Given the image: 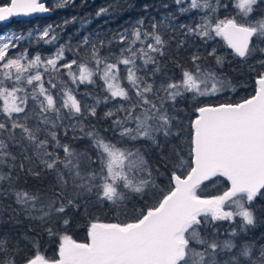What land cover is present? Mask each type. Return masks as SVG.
<instances>
[{"label":"snow or ice","instance_id":"1","mask_svg":"<svg viewBox=\"0 0 264 264\" xmlns=\"http://www.w3.org/2000/svg\"><path fill=\"white\" fill-rule=\"evenodd\" d=\"M71 3L57 0L55 7ZM230 4L235 14L228 12ZM117 7H102L96 15ZM162 8L167 11L160 19L142 16L110 38L89 34L75 46H56L59 34L52 25L38 34H0V201L14 196L16 205L0 206V220L7 214L18 222L24 215L59 240L53 257L40 254L38 241L31 242L34 256L21 257L19 240L2 233L0 264H264V236L237 242L257 225L255 201L264 198V0H171ZM52 10L47 0H7L0 4V22ZM185 15L188 20L181 22ZM217 38L254 75V94L220 100L235 86L216 70L226 57L216 47L208 49ZM197 41L206 55L197 49L188 58L191 67L173 61L179 79L162 72L161 58L173 43L181 48ZM41 42L55 51L30 54ZM209 58L215 67L207 64ZM94 77L107 95L82 105L76 90L95 85ZM117 98L104 113L111 118V138L85 125L101 103ZM189 98L195 118L185 151L176 104ZM70 130L73 141L89 140L83 150L63 142ZM173 139L181 144L165 155ZM149 148L158 150L160 163L150 161ZM161 168H170L166 192L157 183ZM46 176L52 181L44 190L18 186L22 179ZM221 180L226 186L219 194L201 192ZM132 194L154 202L136 208ZM93 197L111 202L124 218H93L87 242L53 231L56 224L67 228L68 211L86 207ZM238 218L239 228L221 239L217 222Z\"/></svg>","mask_w":264,"mask_h":264},{"label":"trees","instance_id":"2","mask_svg":"<svg viewBox=\"0 0 264 264\" xmlns=\"http://www.w3.org/2000/svg\"><path fill=\"white\" fill-rule=\"evenodd\" d=\"M102 1L103 0H74V2L76 3L75 5L71 3L66 7L55 8L56 14L63 18H66V16L74 17V15H78L77 19L84 20L89 16L90 12L95 11L94 13H96L97 9L101 8L102 6L105 7ZM133 1H137L136 10H138L141 9L142 6L144 7L147 4L149 6H156V4L163 5L166 3L167 0H129L126 4H123L120 7L121 9L119 11L121 13L123 12V15L127 18H133L137 15L132 10L129 11L130 8L133 9ZM105 4L107 5L106 7H109L108 1ZM86 13H88V16L86 15ZM182 17L183 19L187 18V16ZM52 19L53 18H50V16L43 17V19L40 20L41 25H47L52 21ZM106 20L110 22L108 26L115 27V23H117V25H121L120 18L112 12L111 8H109V13ZM36 23L37 22L27 23L26 21L15 19L14 21L3 26L0 25V33L6 30L7 28H13L16 31L27 32L29 29H32L36 25ZM106 27L107 26H104L103 28ZM177 39H180L179 35H177ZM35 46L37 47V45ZM211 47H216L217 53L226 57V62L223 65V68H217V72L220 73L224 78L230 79L233 85L235 86V91H226L223 95H221L220 100L227 99L231 102H236L254 94V90L256 87V85L254 84V75L250 73L248 66L242 63L240 58H233V56L231 55V50L227 48L226 44L220 38H217L215 43L210 41L208 49L210 50ZM197 49L199 50V53L202 56L206 55L205 48L204 46L200 45L199 41H197L195 46H192L191 42H189V45L181 48H177L176 44L173 43L171 47L166 50L165 56L161 58V62L164 65L161 69L162 72L166 73L169 76H173L176 79H179L180 69L176 66V64L173 63V61H176L180 65H183L185 67H191L188 58L189 56L194 54ZM249 63H252V61H249ZM207 64L215 67V62L211 58L207 60ZM76 92L78 93L77 99H80L81 96H84V93H89L88 97L91 99V101H93V104L95 103L96 99L103 100V97L107 95L102 85L100 84V81L98 80H96L95 85L80 84ZM118 102L119 100H110L108 103H101L97 107V116L95 118L86 117L84 120L85 125H94L97 130L101 131L102 135L111 138L113 135L111 118H105L104 113L110 109H113ZM176 108L178 109L177 114L180 117V126L185 128L184 150L187 151L188 144L186 141V137L188 132V125L190 120L195 118L193 114V102L190 98L186 100H179L176 104ZM60 135H63L62 131ZM77 135H79V131H77ZM71 136L72 132L70 130L68 138L64 139L63 142L72 143L79 150H83L89 144V140L87 138L78 141H73L71 139ZM180 144L181 141L173 139L171 144L165 147V155L169 154L172 145H176L177 147H179ZM136 146L141 147L142 145L137 144ZM146 155L148 156L150 161L156 164L160 163L158 150H153L149 148ZM168 171H170V168H161V172L164 173V175H162L157 181L161 189H163L165 192L168 190ZM51 181V176H46L42 180H37L35 178H27L26 181L22 179L18 186L21 188L24 187L26 190H44L48 187ZM224 186L226 185L224 181L221 180L219 185L215 187L209 185L208 187L203 188L201 192L203 194L216 195L223 190ZM14 200V196H11L9 198L5 197L3 199V203L4 205L5 203H12L13 207L15 208L16 205L14 203ZM134 202L136 208H145L147 206H150L154 202V200L148 197L141 198L139 196H134ZM128 207L131 208L132 205L129 204ZM255 208L256 215L258 218L257 225L255 226V228H250L247 233H242L238 238L237 242L248 239L250 237L259 239L261 236H264V198H258L255 201ZM68 216L70 217V224L68 225V227L64 228L60 224H56L55 226H53V231L58 230L61 234L66 233L70 235L74 240L77 239L78 241L87 240L88 226L93 218H97L103 222H112L117 217H120L121 219L124 218L120 211L113 209L110 202L102 201L100 203H93L91 202V200L88 202L86 207L82 206L78 210H69ZM239 225V218L235 223H231L229 221L217 222V227L220 232V238H228V233L232 230V228L238 229ZM0 227V229L2 230L1 234L10 233L14 239L19 240V244L22 249L21 257L33 256L36 254L35 250L32 247V241H38L39 244H41L42 248L39 249L41 251L51 253L53 251L56 252L57 250L59 240L56 238L49 237L44 231L45 226L41 225L39 222L36 221H31L28 219L26 220L22 215L19 216L17 222L15 218L10 219L9 216L5 214L3 216V219L1 220ZM23 237L27 238V242L24 241Z\"/></svg>","mask_w":264,"mask_h":264},{"label":"rangeland","instance_id":"3","mask_svg":"<svg viewBox=\"0 0 264 264\" xmlns=\"http://www.w3.org/2000/svg\"><path fill=\"white\" fill-rule=\"evenodd\" d=\"M107 1H108L109 5H118L117 8H115V9L111 8V10L114 14H116V16H118L120 18L121 25H117V23H115V27L114 26H108L110 24V22L108 20H106L108 14H102L100 16L96 15V13L99 11L100 8L96 10V13H94L95 11L90 12L89 16H88V13H86V15L88 17L84 20L77 19L78 15H74V17H76L75 21L72 20L73 17H71V16H66V18L60 17L59 15L56 14V9H55L56 8L55 3L57 2V0H47V6H49L50 8H53V10L50 11V13L47 15V17L50 16V18H53L52 21L45 26H42L41 22L40 23L38 22V23H36V25L32 29H29L27 32H23V33L27 34L29 31L35 30V33L38 34L39 32L43 31V29L46 28L48 25H52L56 29V32L59 34V40H58L56 46H58L59 44H66V43L71 44L72 46H75L79 43V41L85 35L91 34L93 36V38H95L96 34L99 33V38H101V39L110 38L111 34L114 31L128 27L130 24L134 23L137 19H139L142 16L143 17L151 16V17H156L157 19H160V14L165 13L167 11V10L162 8V5H159V4H156V6L150 5L152 8L147 4V6H148L147 9H145V6L144 7L142 6L141 9L136 10L137 9V6H136L137 1L136 2L133 1V9L130 8L129 11L132 10L137 15L133 18H127L123 15V12L121 13L119 11L121 9L120 7L123 4H126L129 0H105V1L103 0L102 3L105 7L107 6L105 4ZM5 3H7V0H0V4H5ZM166 3L171 6V0H167ZM72 4H74V5L76 4L74 2V0H72ZM193 11L196 12L197 10H193ZM228 12L235 14L233 6L231 4L229 6ZM226 14L227 13H225L224 11H221V13H220L221 16L226 15ZM185 16H187V15H185ZM58 18H60V19H58ZM180 19H181V22H185L188 20V16L186 19H183V17H181ZM65 21H68V23H65ZM104 26H107V27L103 28ZM10 32L19 33L22 31H16L13 28H7L5 31H2L0 34L10 33ZM33 39H35V35L33 36ZM35 45H37V47ZM24 46H27V44L24 43ZM29 51H30V54L34 53L36 51L41 52L42 55L43 54H51L52 52L55 51V47L52 45H46L43 42H41L39 44L34 43L32 45V47L29 49ZM66 55L68 56L69 59L73 58V55L71 53H66ZM163 66H164L163 63L161 62V69L163 68ZM62 72H63V70H62ZM61 78L65 79V80L67 79V77L64 75H62ZM94 79L100 81V84L102 85V87L104 89L103 81L100 80L98 77H94ZM53 82L55 83V81H53ZM69 86L73 87V88L75 87L72 85H69ZM124 86L127 87L126 82L124 83ZM57 87H58V85H57ZM55 93H56V90H53L54 95H55ZM80 100H81L82 105L85 103H87L88 105H93V101H91V99L88 97V95L87 96H85V95L81 96ZM118 100H119V98H117V101ZM0 103H2V102H0ZM22 188H24V187H22ZM132 195H133V197L137 196L135 194H132ZM5 197L9 198L11 196H5ZM91 202L100 203V202H97L94 197L91 199ZM110 204H111V202H110ZM5 205L14 208L12 203H5ZM0 206H4L3 200L0 201ZM22 216L26 220L28 219L24 215H22ZM0 223H1V220H0ZM1 232H2V230L0 229V234H1ZM23 239L25 242H27V239L25 237H23ZM76 241L77 242H87V240L78 241L77 239H76ZM40 248H42L41 244H39V249ZM39 252H40V254H43L45 257H53L56 254L57 250H56V252L53 251L51 253H47V252L41 251V250H39Z\"/></svg>","mask_w":264,"mask_h":264},{"label":"flooded vegetation","instance_id":"4","mask_svg":"<svg viewBox=\"0 0 264 264\" xmlns=\"http://www.w3.org/2000/svg\"><path fill=\"white\" fill-rule=\"evenodd\" d=\"M46 16H47V15H45V16L38 15V16H35V17L24 18V19L13 18L10 22H12V21H14V20L16 19V20H23V21H26L27 23H28V22H37V23L39 22V23H40V20L43 19V17H46ZM10 22H7V23L2 22V23H0V25L3 26V25L8 24V23H10ZM4 31H5V30H4Z\"/></svg>","mask_w":264,"mask_h":264},{"label":"water","instance_id":"5","mask_svg":"<svg viewBox=\"0 0 264 264\" xmlns=\"http://www.w3.org/2000/svg\"><path fill=\"white\" fill-rule=\"evenodd\" d=\"M49 13H50V12H46V13H34V14L29 15V16H24V15H21V16H15V17H12V18H10L9 20L3 21V22H5V23L10 22L13 18L24 19V18L35 17V16H38V15L45 16V15H48ZM0 23H2V22H0Z\"/></svg>","mask_w":264,"mask_h":264}]
</instances>
